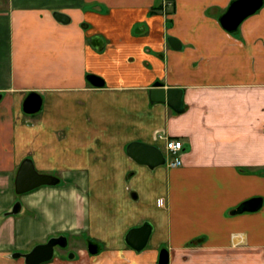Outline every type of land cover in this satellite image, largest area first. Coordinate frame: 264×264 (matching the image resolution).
<instances>
[{
	"label": "crops",
	"instance_id": "1",
	"mask_svg": "<svg viewBox=\"0 0 264 264\" xmlns=\"http://www.w3.org/2000/svg\"><path fill=\"white\" fill-rule=\"evenodd\" d=\"M232 1L2 0L0 215L18 196L22 208L0 220V264L59 234L74 259L43 264H158L162 249L167 264H264V0L230 33L219 17ZM155 83L183 90L181 113L150 102ZM31 91L42 107L26 114ZM163 138L182 142L180 165L126 153L165 151ZM24 159L59 182L16 194ZM253 198L258 209L232 214ZM143 223L135 251L124 237Z\"/></svg>",
	"mask_w": 264,
	"mask_h": 264
},
{
	"label": "water",
	"instance_id": "2",
	"mask_svg": "<svg viewBox=\"0 0 264 264\" xmlns=\"http://www.w3.org/2000/svg\"><path fill=\"white\" fill-rule=\"evenodd\" d=\"M263 4V0H233L224 14L219 17L221 27L227 32L233 33L237 30L240 23L248 16L254 14ZM54 19L61 23H68L67 15L60 12H53ZM167 43L172 49H180L179 41L171 36L167 37ZM90 84L102 86L103 81L100 77L90 75L87 77ZM149 99L151 103L161 102L166 103L174 112L181 113L183 108V90L178 88L163 89L161 83H155L149 89ZM22 111L26 114H34L40 111L42 107V97L39 93L31 91L27 93L22 101ZM127 155L138 163L144 164L153 169L160 165L166 164V158L162 151L155 146L147 145L139 142H132L126 147ZM59 179L50 174H41L37 172L30 159H24L19 165L15 179L14 189L16 194L21 195L27 193L40 186L56 185ZM260 206V199L253 198L242 203L232 214H238L244 211H255ZM22 204L19 200L15 201L10 211H7L3 216L17 215L21 212ZM151 233V226L148 223H143L138 227L131 228L127 231L124 241L135 251H141L147 244ZM65 246L66 238L63 236ZM54 239L50 238L46 243L34 246L27 253L13 254V257H22L25 264H42L52 259L54 249ZM87 250L89 254H96L100 250V246L88 241ZM167 251H160L158 264H167Z\"/></svg>",
	"mask_w": 264,
	"mask_h": 264
},
{
	"label": "built area",
	"instance_id": "3",
	"mask_svg": "<svg viewBox=\"0 0 264 264\" xmlns=\"http://www.w3.org/2000/svg\"><path fill=\"white\" fill-rule=\"evenodd\" d=\"M164 143L165 157H166V165L175 167L180 165L181 159L178 157V153L182 150V142L174 139H166ZM160 205L163 204L162 200H159Z\"/></svg>",
	"mask_w": 264,
	"mask_h": 264
},
{
	"label": "flooded vegetation",
	"instance_id": "4",
	"mask_svg": "<svg viewBox=\"0 0 264 264\" xmlns=\"http://www.w3.org/2000/svg\"><path fill=\"white\" fill-rule=\"evenodd\" d=\"M88 77L90 76V75H87ZM63 236L64 235H62V234H59V235H56V236H50V237H48L43 243H46L50 238H56V239H54V245H53V249H54V251L56 250V249H58L59 251L57 252V255H65L68 259H74V257H75V254H74V252L73 251H71L70 249H68L67 251H65L69 246H68V238L66 237V236H64L65 238H66V244H65V246H61L60 244H62V243H64V238H63ZM43 243H39V244H43ZM31 250V249H30ZM29 250V251H30ZM28 251V252H29ZM20 253H22V252H16V253H13V254H20ZM27 253V252H26ZM22 254H24V253H22ZM13 256V255H12ZM54 258V253H53V257H52V259ZM51 259V260H52ZM51 260H49V261H47V262H50ZM44 263H46V262H44ZM43 264V263H42Z\"/></svg>",
	"mask_w": 264,
	"mask_h": 264
},
{
	"label": "rangeland",
	"instance_id": "5",
	"mask_svg": "<svg viewBox=\"0 0 264 264\" xmlns=\"http://www.w3.org/2000/svg\"><path fill=\"white\" fill-rule=\"evenodd\" d=\"M1 3H3L2 0H0V5H1ZM2 10H3V9L0 8V11H2ZM5 32H6V33H9V25L7 24V21H6L5 18L0 17V51H1V53H2V49L5 48V46H7L6 41L4 40ZM2 37H3V40H2ZM88 75H91V74H88ZM162 150H163V149H162ZM162 153L165 154V151H162ZM41 174H43V173H41ZM53 176H55V175H53ZM26 194H27V193H26ZM26 194H24V195H26ZM22 196H23V194H22ZM20 197H21V196H20ZM20 197L18 196V200L20 199ZM29 212H30V211H28V212L26 213L28 216L30 215ZM22 214H23V212H22ZM3 218H4V217L0 215V220L3 219ZM38 244H39V243H35L34 245H32L31 249H32L34 246L38 245ZM68 249H69V247H68L65 251H67ZM58 251H59L58 249H56V250L54 251V256H57V252H58Z\"/></svg>",
	"mask_w": 264,
	"mask_h": 264
}]
</instances>
